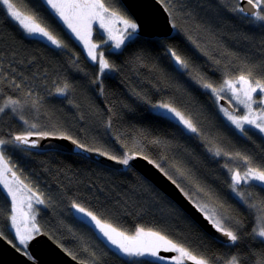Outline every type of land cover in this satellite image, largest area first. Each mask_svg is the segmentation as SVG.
I'll use <instances>...</instances> for the list:
<instances>
[{"label": "trees", "instance_id": "trees-1", "mask_svg": "<svg viewBox=\"0 0 264 264\" xmlns=\"http://www.w3.org/2000/svg\"><path fill=\"white\" fill-rule=\"evenodd\" d=\"M13 2L66 47L29 36L0 4V139L49 132L108 155H147L193 201L212 207L222 226L238 232L241 240L238 246L222 245L132 165L115 169L79 154L1 145L22 183L44 201L37 206L39 230L89 264H165L116 252L76 214L71 207L75 202L118 231H159L198 258H211L212 264L232 255L241 264L264 260V244L252 234L260 213L233 195L225 167L243 172L246 164L239 157H248L252 167L264 169V137L252 127L246 133L237 130L211 90L202 87H219L224 80L247 75L248 68L254 69L251 80L264 83V28L229 11L230 0H164L175 25L169 36L140 35L112 50L102 32L94 34L100 52L114 65L100 74L97 62L50 9L37 7V0ZM102 2L133 18L121 0ZM168 49L176 50L189 67L177 71ZM65 85L67 95L62 96L57 88ZM156 103L181 110L199 132H187L155 112L151 105ZM216 150L228 155L215 156ZM240 190L249 204L264 203L259 187L242 184ZM11 216V200L0 184V233L15 244Z\"/></svg>", "mask_w": 264, "mask_h": 264}, {"label": "snow or ice", "instance_id": "snow-or-ice-1", "mask_svg": "<svg viewBox=\"0 0 264 264\" xmlns=\"http://www.w3.org/2000/svg\"><path fill=\"white\" fill-rule=\"evenodd\" d=\"M161 4L164 0H159ZM220 3H224V0H220ZM231 7L228 9L234 14H237L240 19H247L252 24H258L259 27L264 28V0H230ZM242 3L246 6H241ZM7 11V15L15 21L18 26L29 36H38L43 40L50 42L56 48L66 47L61 40L57 39L56 36L48 30V28L37 22L35 15H26L22 12L17 4L13 0H0ZM36 6L40 8L50 9L53 14L58 17L67 28L74 33L75 37L84 42L87 47V54L92 61L97 62L98 72L104 74L106 70H112L114 65L110 64L107 59L104 58V54L100 53L99 60L95 49L96 44L90 42L91 27L93 21H99L100 27L107 29L109 40L115 41L114 48L119 50L125 44V41H136L140 39L141 25L136 23L134 20L125 18L120 15L117 11H110L108 7L102 2V0H37ZM105 14H108L106 18ZM120 23L123 25L122 29H116L114 25ZM175 27V25H173ZM120 33V34H116ZM159 43V42H157ZM168 55L173 61L177 71H183L189 67L188 61L184 59L174 49H168ZM122 54V53H121ZM254 69L248 68L247 75L241 74L235 78V80H224L223 84L219 88H214L210 83H203L202 87L211 90L218 99L222 98L219 93L227 89L232 93V98L239 104L243 105L247 109V114L237 117L232 115L227 108H221L220 110L224 113L229 121L236 126L241 132H244V125L253 126L258 129L261 133H264V83L260 79L250 80ZM202 80L203 78H199ZM237 84L241 87L237 88ZM68 85L57 88V93L60 95H67ZM259 91V101L253 99V94ZM15 103V102H10ZM258 103L261 106L259 113L253 112V104ZM156 107L164 109L165 112L161 113L162 116L175 120L179 125L183 126V129L190 133H198L199 129L193 122V120L187 117L183 112L178 110L171 104L163 103ZM4 109L0 108V112ZM33 128L36 125H32ZM38 135L40 137H49L53 135L49 132L40 133H28V135H18L11 140L0 139V145H14L15 148L22 149L23 151L29 150V148H35L39 146V142L35 139L29 140V137ZM64 140L71 141L72 145L76 148L86 152H91L93 149L87 148L84 144L79 143L70 136L60 137ZM227 156L228 153H222L220 150L214 152L215 156L220 155ZM100 155L107 156L109 160L115 161L123 166H129L134 160L137 159L136 155L125 154L122 157L114 155H108L107 153H100ZM239 157V154H237ZM140 158L147 161L149 164L154 165L163 176H165L177 189L191 200L188 193L177 183V181L170 175L159 163L155 160L150 159L147 155H142ZM245 161L246 170L241 174L237 169L227 168L230 175V183L228 187L231 189L233 195L241 201L248 209H254L260 213L256 219L260 221L257 228L252 229L253 237H259L261 243L264 244V203L257 205L256 203L249 204L248 198L245 192L240 190L242 184H252L253 187H259L261 191H264V169L260 167H252L248 157H239ZM3 153L0 152V166H6ZM183 175V173H180ZM3 175V171H0V176ZM15 175V173H13ZM4 187L7 189L8 194L11 196L13 205V211H18V198L17 191L8 185L7 181H4ZM252 194L249 193L248 196ZM31 200V196L28 197ZM37 203H44L43 200L37 198ZM195 203V202H194ZM31 208V203L28 204ZM78 214H83L81 219H86L88 223L93 226L102 234L107 241L115 246L121 253L129 257H151L155 261H171V264H183L184 260L192 261L193 264H212V259L208 257H197L193 255L188 249L183 246L177 245L173 240L169 239L168 236L161 234L159 231H145L143 228L136 229L135 235H127L124 232L118 231L109 224L103 223L93 212L82 207L80 204L73 202L71 205ZM195 207L201 212L205 219L211 223V225L221 233L226 240H222L221 244L224 246H238L241 240V235L238 232L229 230L222 226L221 220L217 218L215 211H209L208 206L195 203ZM11 223L15 230L14 239L17 243L13 244L11 240L7 243L10 244L17 251L23 249L24 255L29 260H34V257L28 252L29 243L34 241L38 236L39 229L33 226L31 229L26 228L24 231L21 230L17 224V216H11ZM255 223V220L253 221ZM2 236V233H0ZM67 251V249H65ZM174 253L172 256L161 255V253ZM75 259V257H73ZM222 264H241V258L238 255H232L222 261ZM258 264H264V260L258 262Z\"/></svg>", "mask_w": 264, "mask_h": 264}, {"label": "water", "instance_id": "water-1", "mask_svg": "<svg viewBox=\"0 0 264 264\" xmlns=\"http://www.w3.org/2000/svg\"><path fill=\"white\" fill-rule=\"evenodd\" d=\"M135 21L141 25L139 35L146 37H166L174 32L173 22L170 14L164 4L159 0H121ZM241 6H246L242 3ZM221 104L229 110L235 108L232 103L225 98L220 99ZM26 135V134H24ZM60 135H51L49 137H40L33 135L29 140H37L39 146L34 149H55L64 152L79 154L92 160H96L104 165L115 169H121L124 166L109 160L107 156L100 155L101 152L93 150L86 152L76 148L71 141L61 139ZM143 154H136L137 159L132 165L138 172L149 179L168 197L176 202L198 225H200L211 236L220 240H226L221 233L207 221L204 215L195 207V203L185 197L179 189L176 188L163 174L140 158ZM35 240L29 243L28 252L34 257L29 260L24 255L23 250L17 251L4 236H0V264H89L86 261L73 259V256L65 251L57 242H55L47 233L40 231ZM165 256H172L174 253H162ZM187 264H193L192 261L186 260Z\"/></svg>", "mask_w": 264, "mask_h": 264}, {"label": "rangeland", "instance_id": "rangeland-1", "mask_svg": "<svg viewBox=\"0 0 264 264\" xmlns=\"http://www.w3.org/2000/svg\"><path fill=\"white\" fill-rule=\"evenodd\" d=\"M107 7V6H106ZM110 11H114V10H111L109 9ZM120 15L124 16L125 18H128V19H131V20H134V18H131L127 15H125L124 13L122 12H118ZM106 18H108V14H105ZM136 22V21H135ZM137 23V22H136ZM64 24V23H63ZM65 27L67 28V25L64 24ZM114 27L116 29H122L123 28V25L120 24V23H116L114 25ZM68 29V28H67ZM68 31L74 36V38L78 41V43L82 46V48L84 49V51L86 52L87 54V47L84 45V42L83 41H80L78 40L74 33L71 32L70 29H68ZM96 32H102L104 35H105V39L108 43L111 44V49L112 50H116L114 48V43L115 41L113 40H109L108 38V31L107 29H104V28H101L100 27V24H99V21H93L92 23V27H91V34H90V42L93 43V44H96L97 45V48L95 49V52L97 54V59L99 60L100 58V50H99V47H98V43L97 41L94 40V34ZM117 35L120 34V33H116ZM33 37H37V38H40L38 36H33ZM41 39V38H40ZM46 41V40H45ZM48 42V41H46ZM127 42V41H125ZM50 43V42H48ZM51 44V43H50ZM88 56V54H87ZM89 57V56H88ZM105 58V57H104ZM89 59H91L89 57ZM109 70H106L105 72H108ZM250 79V78H249ZM229 80V79H228ZM231 80H235V79H231ZM251 80V79H250ZM237 88H240L241 86L239 84L236 85ZM220 87V86H219ZM219 87H216V88H219ZM215 95V94H214ZM219 96L220 97H225L227 100H229L232 105L235 107V109H237V112H235V110L233 111H229L232 115L234 116H237V117H240V116H243V115H246L247 114V109L244 108L243 105H239L233 98H232V93L229 92L227 89H225L224 91L220 92L219 93ZM215 98L217 99V101L220 103V99L217 98V96L215 95ZM260 94H259V91H257V93H254L253 94V99L254 100H257L259 101L260 99ZM160 104H163V103H156V104H152L151 105V108L155 111V112H158V113H164L165 110L164 109H161V108H158L156 107L157 105H160ZM221 104V103H220ZM173 106V105H172ZM222 106V105H221ZM223 108H225L224 106H222ZM178 109V108H177ZM179 110V109H178ZM261 110V106L258 104V103H254L253 104V112L254 113H259ZM181 111V110H180ZM182 112V111H181ZM185 114V113H184ZM186 115V114H185ZM187 116V115H186ZM188 117V116H187ZM226 117V116H225ZM227 119V117H226ZM228 120V119H227ZM175 121V120H174ZM228 122L230 124L231 121L228 120ZM233 125V124H232ZM182 126V125H181ZM235 128L236 126L233 125ZM183 127V126H182ZM246 127H252L254 128L253 126H249L247 124L244 125V132L242 133H246L245 132V128ZM237 129V128H236ZM255 129V128H254ZM239 130V129H237ZM258 130V129H256ZM240 131V130H239ZM259 131V130H258ZM188 132V131H187ZM241 132V131H240ZM260 132V131H259ZM261 133V132H260ZM264 137V133H261ZM2 147L0 145V152H2ZM4 156V155H3ZM4 160L7 162L6 163V166H0V171H3V175L0 176V184L2 185V187L4 188V191L7 193V195L9 196L10 200H11V205H12V215H16L17 216V224L19 225V227L21 228L22 231H24L26 228L28 229H31L33 226H35L36 228L39 229L38 227V223H37V206L40 205V203H37V198L42 200L41 198L37 197L36 193L29 190L21 181V179L19 178V176L14 172V170L11 168V166L9 165L7 159L5 158L4 156ZM244 172V171H243ZM243 172H241V174H243ZM13 173H15V175H13ZM4 181H7L8 185L13 189V191H17V189H19V191H17V198H18V211H13V208L15 207L13 205V202H12V199H11V196L8 194L7 192V189L4 187ZM31 196V200L28 199V197ZM192 200V199H191ZM193 201V200H192ZM195 202V201H193ZM31 203L32 207L29 208L28 207V204ZM197 203V202H195ZM208 209L209 211H215L212 207L208 206ZM74 211L76 212V210L74 209ZM76 214H78L76 212ZM80 217H82L83 214H78ZM260 223V221H258L257 225ZM257 225L255 228H257ZM90 226H92L94 228V226L92 224H90ZM11 227L13 229V232H14V235H15V230H14V227L12 226V223H11ZM96 229V228H95ZM97 230V229H96ZM40 231V230H39ZM98 231V230H97ZM98 234L104 238L105 240H107L105 237L102 236V234L98 231ZM132 235H135V234H132ZM131 236V235H130ZM17 243V241H16ZM108 243V242H107ZM175 243V242H174ZM109 244V243H108ZM110 245V244H109ZM178 245V244H177ZM110 247L112 249H114L116 252H118L119 254L123 255V256H126L124 255L123 253H121L120 251H118V249L112 247L110 245ZM23 250V249H22ZM194 255V254H193ZM165 264H171V261L169 260H165L164 262ZM183 264H187L186 263V260H184Z\"/></svg>", "mask_w": 264, "mask_h": 264}, {"label": "flooded vegetation", "instance_id": "flooded-vegetation-1", "mask_svg": "<svg viewBox=\"0 0 264 264\" xmlns=\"http://www.w3.org/2000/svg\"><path fill=\"white\" fill-rule=\"evenodd\" d=\"M222 98H225V97H222ZM220 99H221V98H220ZM225 99H226V98H225ZM228 101H229V100H228ZM220 103H221V102H220ZM221 105L224 106V107H226V106L223 105V104H221ZM233 107H234V106H233ZM234 108H235V107H234ZM227 109H228V108H227ZM235 112H237V109H235ZM221 241H222V240H221ZM162 253H163V252H162ZM162 253H161V255H163Z\"/></svg>", "mask_w": 264, "mask_h": 264}]
</instances>
